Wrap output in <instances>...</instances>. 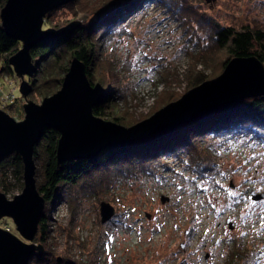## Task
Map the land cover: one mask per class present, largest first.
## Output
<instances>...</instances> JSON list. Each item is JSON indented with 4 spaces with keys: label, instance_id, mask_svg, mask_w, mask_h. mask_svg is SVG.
I'll return each instance as SVG.
<instances>
[{
    "label": "rangeland",
    "instance_id": "374dc122",
    "mask_svg": "<svg viewBox=\"0 0 264 264\" xmlns=\"http://www.w3.org/2000/svg\"><path fill=\"white\" fill-rule=\"evenodd\" d=\"M187 3L198 19L221 27L264 29V0ZM85 7L91 11H80ZM60 17L65 25L78 21L86 31L96 30V50L88 53L95 62L88 77L107 90L98 106L102 118L125 127L179 100L194 87L198 73L218 77L229 58L226 50L208 46L196 21L184 25L149 0H82L46 18L43 29L58 28L53 21ZM110 18H118L120 25L106 29ZM71 61L63 64L68 71ZM2 66L0 109L18 122L25 119L27 102L40 105L62 89L61 82L39 89L32 82L36 74L22 79L14 72L2 73ZM67 73L57 67L46 75L64 80ZM146 76L149 80L138 83ZM24 80L33 88L27 100L20 93ZM145 84L147 91L139 93ZM240 126L234 127L235 134L224 130L221 137L211 133L201 141L208 171L198 174L193 169L197 162L186 152L159 151L146 161L145 170L137 166L89 197L79 191L73 202L46 204L47 232L42 240L37 234L34 243L59 264H264V128L249 133L238 130ZM11 174L9 181L16 184ZM36 177L40 185L42 179ZM0 190L8 199L23 191L14 186L5 192L1 185ZM102 202L116 210L105 223ZM0 227L20 236L10 218L0 220Z\"/></svg>",
    "mask_w": 264,
    "mask_h": 264
},
{
    "label": "water",
    "instance_id": "95a60500",
    "mask_svg": "<svg viewBox=\"0 0 264 264\" xmlns=\"http://www.w3.org/2000/svg\"><path fill=\"white\" fill-rule=\"evenodd\" d=\"M76 0H7L0 18L6 34L22 43V48L9 58L13 72L24 79L38 71L31 51L42 42L73 34L80 28L74 21L60 28L43 29L48 14ZM33 88L23 81L20 93L28 99ZM107 96L100 84L93 85L86 64L75 57L71 61L62 89L42 104L32 101L24 105L23 121H16L0 109V161L18 154L24 166V188L13 199L0 190V220L10 218L20 236L0 227V264H29L44 248L34 243L46 200L37 185L35 151L45 131L60 133L57 160H95L101 152L161 139L178 128L206 121L241 102L264 97V63L255 56L231 59L221 75L206 80L169 103L151 117L131 127L105 120L94 114ZM258 196L256 199H261ZM102 222L110 221L115 208L102 202Z\"/></svg>",
    "mask_w": 264,
    "mask_h": 264
},
{
    "label": "trees",
    "instance_id": "16d2710c",
    "mask_svg": "<svg viewBox=\"0 0 264 264\" xmlns=\"http://www.w3.org/2000/svg\"><path fill=\"white\" fill-rule=\"evenodd\" d=\"M82 0L61 6L50 12L47 18L58 13L62 8L73 9ZM163 11L170 13L178 20H184V25H193L196 21L197 29L208 36V46L215 51L226 50L229 58L223 63L221 71H224L227 63L235 57L255 56L264 63V29L252 27L250 25L237 29L233 26L221 27L220 25L207 22L206 19H198L192 5L187 0H149ZM7 0H0V9H2ZM80 11H91L81 8ZM106 29L109 26L120 25L119 19H109ZM55 27L65 25L60 17L53 21ZM104 27V26H103ZM105 29V30H106ZM86 27H80L73 34L61 38L49 39L42 42L31 51L34 63H38L36 77L32 80L37 88L46 89L49 84L61 82L62 79H53L46 75L50 69L60 67L65 72L64 61L78 57L86 64L88 76L90 69L94 64V58L88 53L96 50V40L92 29L86 31ZM101 39V34L98 36ZM22 43L9 37L2 27L0 18V63L2 62V73L13 75L12 67L9 64V58L16 54ZM211 76L196 75L194 87L204 81L211 79ZM94 85V83L92 82ZM94 114L103 117L99 107L94 109ZM117 121V120H116ZM238 130H249V133L258 131L257 127L264 128V97L247 99L235 107L224 110L206 121L196 122L190 125L182 126L173 133L155 141L144 144L106 149L100 153L95 160L67 161L62 164L57 160V148L60 139V133L54 129L45 131L40 144L35 151L36 163L40 165L37 169V176L42 179L38 185L41 195L45 198L46 204L54 205L58 199L74 201L77 192L80 191L83 197H89L92 193L101 191L110 186L116 178L131 175L137 168L146 169V161L153 158L154 153L159 151L166 152H186L190 154L191 159L197 162L193 168L198 174L210 170L202 163V156L199 144L210 135L221 137L223 131L235 134L234 127ZM225 132V133H226ZM201 166V167H199ZM0 185L3 191L8 192L14 186L20 189L24 188V166L21 157L18 154H12L0 161ZM9 173L16 180V184L9 181ZM46 214L40 221L38 237L44 239L46 234ZM12 231V229H9ZM13 232V231H12ZM16 233V232H15ZM14 233V234H15ZM17 235V234H16ZM59 264L54 258H48L44 254L37 253L29 264ZM69 264V263H68ZM72 264V263H70Z\"/></svg>",
    "mask_w": 264,
    "mask_h": 264
},
{
    "label": "bare ground",
    "instance_id": "6f19581e",
    "mask_svg": "<svg viewBox=\"0 0 264 264\" xmlns=\"http://www.w3.org/2000/svg\"><path fill=\"white\" fill-rule=\"evenodd\" d=\"M23 47V46H22ZM145 79H148L149 80V78L146 76L145 78H140V79H138V83H140V82H142V80H145ZM140 80V81H139ZM147 91V84H145V85H142V86H140L139 88H138V92L139 93H145ZM264 239V238H263Z\"/></svg>",
    "mask_w": 264,
    "mask_h": 264
}]
</instances>
